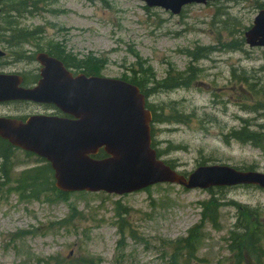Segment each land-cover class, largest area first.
<instances>
[{
	"label": "rangeland",
	"instance_id": "374dc122",
	"mask_svg": "<svg viewBox=\"0 0 264 264\" xmlns=\"http://www.w3.org/2000/svg\"><path fill=\"white\" fill-rule=\"evenodd\" d=\"M10 1L0 4V72L35 82V56L52 47H62L73 67L106 60L96 76L129 81L136 75L143 84L149 79L148 106L163 119L182 116L183 122L152 125L154 148L179 173L226 165L264 174L263 150L228 139L242 121L253 130L264 126V111H256L264 107V48L245 41L264 0L194 4L179 15L143 0H33L34 14H28L32 8L16 14ZM29 33V42H16ZM181 77L176 89L158 85ZM36 109L0 104V117H29ZM9 155L7 164L0 159V172L9 174L7 182L0 174V264H264V190L257 187L162 184L125 196L83 192L64 201L53 195L24 201L16 181L43 164L20 150ZM212 196L221 205L217 226L203 221L197 247L179 248L175 243L201 223V206ZM242 207L257 213L249 218ZM243 225L262 236L256 246L263 253L254 245L240 256L230 251V233Z\"/></svg>",
	"mask_w": 264,
	"mask_h": 264
},
{
	"label": "water",
	"instance_id": "95a60500",
	"mask_svg": "<svg viewBox=\"0 0 264 264\" xmlns=\"http://www.w3.org/2000/svg\"><path fill=\"white\" fill-rule=\"evenodd\" d=\"M143 1L148 7L179 15L186 6L216 0ZM245 38L251 48H264V10ZM38 59L44 69L33 89L21 88L20 77L0 75V103L53 105L71 118L35 116L27 122L0 118V138L48 161L59 191L123 196L157 184L187 190L240 185L264 190V174L226 165L199 167L187 177L179 174L158 159L151 146L152 114L137 86L104 77L73 76L57 59L46 54ZM101 150L107 157L94 158Z\"/></svg>",
	"mask_w": 264,
	"mask_h": 264
},
{
	"label": "trees",
	"instance_id": "16d2710c",
	"mask_svg": "<svg viewBox=\"0 0 264 264\" xmlns=\"http://www.w3.org/2000/svg\"><path fill=\"white\" fill-rule=\"evenodd\" d=\"M5 1V0H4ZM11 5V11L16 14H26L27 10L32 8L33 11L28 13L30 15L34 14L36 9V3L33 0H11L10 1ZM32 5V6H31ZM147 9V8H145ZM148 10V9H147ZM34 33H29V34H18L16 36V42L20 43H27L31 40L32 36ZM50 55L56 57L57 59L61 60L64 62L69 68H73L75 70L82 71L85 75L87 76H95L98 73H96L99 70V66L102 64H106V60H100V59H95V58H90L82 61H78L74 67L67 61V56L65 54V50H63L62 47H52L51 50L49 51ZM140 67L144 66V63L139 62L138 63ZM145 73V72H144ZM146 74V73H145ZM182 81V77L179 79L171 80L170 78H166L163 80L162 83H159V87L162 89L166 90H173L181 86L180 82ZM129 83L137 86L140 91L146 96L147 91H144L145 85L150 83V80L148 79L144 84L143 81L134 75L133 78H131ZM158 90H153L152 92H156ZM151 92V93H152ZM147 97V96H146ZM147 108L152 112L153 116V124L154 123H170L171 120L175 122H183V118L179 113L177 112L176 115L172 114L169 119H163L162 115L156 114L152 107L148 106L147 103ZM256 111H264V107H262L261 110H256ZM264 115V113H263ZM243 126L239 130H234L233 132L230 133L228 136V139H232L236 142L242 143V144H252L254 147L259 148L264 151V126L262 125H257L255 130H253L250 127V122L249 121H242ZM1 146L4 148L2 150V153H0V159L5 161V164L8 163L10 155L9 152L12 150H16L13 148L11 145L8 144V142L3 141L0 139ZM154 148V144L152 146ZM178 150V149H176ZM26 155L30 156L31 154L25 153ZM158 157L160 158L161 153H157ZM33 156V155H32ZM106 157L105 153L101 151L97 158H104ZM41 164H43L41 167L33 168L30 170H27L23 172L19 179L16 181V192L19 194L20 198L24 201L28 200H39L41 198H48L50 199L49 195H53V198L55 196L57 197V200L64 201L68 194H64L60 191H58L55 187V182H54V177H53V171L51 169V166L44 160L39 159ZM166 162V161H165ZM167 165H169L172 169H174L172 162H166ZM10 170V168H9ZM1 176L4 177V179L9 181V174L5 170H1L0 172ZM1 180V179H0ZM6 184V183H5ZM4 186V184H0V189ZM223 190V189H219ZM56 199V198H55ZM220 203L218 200L212 196V198L202 204V220L201 223L190 230L188 233L187 237L178 240L175 245H178L179 248H183L185 250L191 251L194 247H197V244L201 241V233L199 230H201L204 226V222L208 221L210 224L217 226V219H218V211L220 208ZM243 215L248 216L250 218L253 213H257L255 211H249L245 208H243ZM204 221V222H203ZM256 229V228H255ZM262 236L258 234L257 230L250 231L249 229H246L243 226L238 227L234 229L230 233V251L234 253L237 256H240V254L244 250H252V245L256 247V250H259V253H263V250L260 248H257L256 243L258 241H261ZM179 252V251H178Z\"/></svg>",
	"mask_w": 264,
	"mask_h": 264
},
{
	"label": "flooded vegetation",
	"instance_id": "af4514ba",
	"mask_svg": "<svg viewBox=\"0 0 264 264\" xmlns=\"http://www.w3.org/2000/svg\"><path fill=\"white\" fill-rule=\"evenodd\" d=\"M4 55L5 54L0 55V58H2ZM39 55H41V54L37 53V56H35V62L39 66V67L36 68V72L38 74V76H37L38 79L36 78L35 82L28 83L24 75L16 74V76H19L22 79V83L20 85L22 88L35 87L37 85V83L39 82V80L41 78L42 70L44 69V66L41 64V62L38 59ZM0 74H6V73L0 72ZM17 103H23L25 105L33 106V107H36V108L40 109V110L36 109L37 112L36 113L34 112V115H31V116H36V115L42 116L43 115V116H51V117H65L64 115L60 114V112L55 110L51 105H42V104H36V103H32V102H12V103H4V104L2 103L1 105H11V104H17ZM31 116L18 118V119L26 121Z\"/></svg>",
	"mask_w": 264,
	"mask_h": 264
}]
</instances>
